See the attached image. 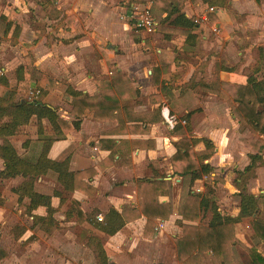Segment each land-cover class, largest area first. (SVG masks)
<instances>
[{
	"label": "crops",
	"instance_id": "obj_1",
	"mask_svg": "<svg viewBox=\"0 0 264 264\" xmlns=\"http://www.w3.org/2000/svg\"><path fill=\"white\" fill-rule=\"evenodd\" d=\"M148 1L0 0V16H6L10 24L0 38V76L8 79L6 90L14 80L32 99L55 108L72 125L64 138L53 142L50 158L69 156L71 171L94 170L74 191L64 190L56 175L42 176L41 183L62 191L61 197L52 198L58 224L28 230L33 235L44 226L61 233L66 230H58L61 224L76 218L77 223H87L106 236L102 244L108 264H182L177 248L173 249V262L160 254L166 246L163 242L170 245L166 238L172 225L178 229L175 235L182 231L177 221L181 219L183 176L175 172L172 161L181 139H187L194 151L205 149L203 141L194 139L213 142L214 153L203 160L211 169L196 180L193 189L203 194L210 187L220 211L225 206L220 208L215 194L219 175L215 167H224L223 174L234 190L229 199H234L235 207L227 215L239 214L241 191L264 194V189L256 191L257 185L264 186V147L258 151L253 145L264 140V133L241 129L228 101L214 92L223 90V83L244 85L252 75L264 81V0H229L227 4L224 0H151L157 21L151 34L136 29L132 17V5ZM214 26L219 27L215 34ZM251 67L254 70L250 71ZM85 97L93 100L75 107L74 100ZM95 108L103 116L97 118ZM32 123L36 131L23 141L27 154L22 156L36 160L43 141L37 119ZM42 124L46 134L56 136L48 119ZM29 140L39 146L37 154L28 153L32 148ZM25 142H30L29 148ZM256 153L262 160L249 177L245 168L251 163L250 155ZM18 178H22L20 184L26 180L23 176L11 180ZM147 178L170 183V192L158 199L169 203L171 212L168 219L157 217L155 232L145 237L147 217L140 209L138 182ZM14 197L26 210L30 200L20 202ZM74 200L85 214L82 223L79 220L84 215L77 212ZM2 207L0 204V210L5 211ZM111 209L125 219L114 234L90 222L103 223ZM94 210L103 213L102 220ZM33 213L46 215L47 207L40 206ZM211 216L201 214L199 222L208 224ZM257 216L244 217L236 223V231L244 220ZM29 217L33 224V216ZM257 242L264 240L257 237ZM27 250L35 249L23 247L20 255L26 257ZM95 251L94 261L79 264H102ZM205 256L210 260L211 251ZM25 257L14 264H27ZM60 264L70 263L63 260Z\"/></svg>",
	"mask_w": 264,
	"mask_h": 264
},
{
	"label": "trees",
	"instance_id": "obj_2",
	"mask_svg": "<svg viewBox=\"0 0 264 264\" xmlns=\"http://www.w3.org/2000/svg\"><path fill=\"white\" fill-rule=\"evenodd\" d=\"M9 26L7 17L1 15L0 38L7 33ZM7 84L6 76H0V138L3 139L0 143V158L3 160L0 181L23 176L26 179L25 182L12 190L20 202L25 198L30 200L26 204V211L34 219L30 227L55 226L58 221L54 217L56 209L52 206V198L54 196L61 197L62 191L46 186L41 183L40 178L48 174L56 175L58 183L63 186L64 190L74 191L80 188V181L84 179V176L87 173H93L94 170L71 171L69 156L50 158L48 154L51 145L54 141L64 138L66 132L71 130L72 125L60 117L55 108L42 103L40 99L15 100L12 92L6 93L8 92L5 87ZM223 84V90L214 92L228 101L232 114L239 121L240 128H248L254 133H264V81H258L256 77L251 76L244 85ZM91 100L93 99L85 97L74 100V104L77 107L80 103H87ZM101 110H105V108ZM94 112L97 118L103 116L99 108H95ZM33 118L38 121V134L43 141L41 154L36 160L20 155L15 145L9 140L10 136L22 132ZM45 118L52 124L56 136L53 137L45 133L42 124V120ZM199 141L205 143V149L202 151H194L187 139L179 140L176 143L177 152L172 157L175 172L183 176V195L179 208L181 219L177 221L182 231L174 238L178 259L182 264H203L206 259L205 253L210 250L215 264H245L242 261L233 260L232 248L239 241L236 237V223L244 217L257 214L264 207V194L256 196L247 190L241 191L239 193L241 197L240 212L233 217L223 214L219 210L210 187L203 194L195 192L193 185L196 180L211 169V166L203 163V160L210 157L215 151L211 140L194 139V142ZM253 145L258 151H261L264 147V140L254 141ZM250 158L251 163L245 168L249 177L254 174L255 168L262 160V155L251 154ZM138 187L140 209L147 217L144 230V235L147 237L155 232L157 217L168 219L170 216V204L160 203L158 198L160 195L170 192L171 185L166 180L147 178L139 181ZM73 205L80 215H84L79 220L82 223L86 217L80 203L74 200ZM40 206L47 207L46 215L33 213ZM207 213H212L209 223H200L201 214ZM184 220L189 222H184ZM90 222L108 234H114L125 224V219L120 212L111 209L103 223H96L91 219ZM252 225L257 237L264 240V222L260 218L254 217ZM26 230H28L26 226L20 227L18 236H21ZM91 239L95 242L100 262L108 264L102 241L95 236ZM247 250L250 255L249 264H264V254L257 247H249Z\"/></svg>",
	"mask_w": 264,
	"mask_h": 264
},
{
	"label": "rangeland",
	"instance_id": "obj_3",
	"mask_svg": "<svg viewBox=\"0 0 264 264\" xmlns=\"http://www.w3.org/2000/svg\"><path fill=\"white\" fill-rule=\"evenodd\" d=\"M228 1L229 0H224L223 2L224 4H227ZM212 33L215 34L213 28ZM252 70H254V67H251L250 71ZM252 76L254 77V75ZM7 89L8 92L6 93L12 92L15 99H30L29 91L27 93L24 89L18 87L14 80L9 84ZM231 115H233L232 112ZM35 131L36 125L35 123H32L24 128L22 132L16 134L15 137H9V140L16 146L21 155L27 154L22 146L23 141L32 137L33 134H35ZM29 143L26 148H29ZM31 144L32 141L30 145ZM39 150V146L36 143H33L32 148L28 153L31 154L34 152L37 154ZM2 166L3 162L0 159V169ZM215 168L219 173V175H217L218 179L216 180L215 194H217L220 208L223 205L225 206L221 212L224 214H230L235 207L234 199H229L230 196L234 195V190L231 189L230 185L227 183L228 179H226L223 174L224 167ZM235 173L237 175V172ZM21 179L22 178L0 181V204H3L4 207L2 208L5 209V211L0 210V264H14L18 262L19 257H25L20 254L21 249L26 246L34 247L36 250L32 252L31 250H27L24 252L26 254L24 261L27 264H60L63 260H66V263L70 264H79L84 260H90L91 262L94 261L95 242L92 241L91 237L95 236L94 232H97L98 235H100L97 237L101 238L103 242L105 241L106 236L99 234L96 229L87 223H77L76 218H70L65 223H62L58 230L61 231L63 228L66 230L61 233L54 232L51 228H45L42 226L38 230H35L33 235L31 234L33 231L28 230L23 237L18 236V230L20 227L26 226L29 229L32 224V219L29 217L28 212L15 200L12 190L20 184ZM254 182L255 178L250 180V186L248 187L250 190H252ZM261 182L264 183L263 181ZM200 186L202 185L200 184ZM256 189V191L259 192L264 189V186L257 185ZM226 203H229V206H227ZM93 213L96 215L99 214L97 210H94ZM257 214V218H260L264 222V209H260ZM207 221L208 218H203V222ZM252 221V219H247L238 225L236 231L238 233H236V237H238L239 241L233 245L232 248L234 254L233 260L235 261H242L245 263L250 262V255L247 250L249 247H258L259 250L264 253V243L259 244L257 242V235L256 231H254L255 229H253ZM177 232L178 229L176 225H172L169 229V237L166 238V240L170 241L168 242L170 245L163 242L166 246L163 245L164 249L160 251V254L167 262L174 261L175 256L173 257V249L175 250L177 248L174 238L176 237L175 233ZM31 235L32 237H30ZM28 237L29 240H27ZM34 237L35 239L30 241ZM135 254L136 253H134V255ZM154 254L156 255V252ZM203 264H215V259L213 257H210V260L207 258Z\"/></svg>",
	"mask_w": 264,
	"mask_h": 264
},
{
	"label": "built area",
	"instance_id": "obj_4",
	"mask_svg": "<svg viewBox=\"0 0 264 264\" xmlns=\"http://www.w3.org/2000/svg\"><path fill=\"white\" fill-rule=\"evenodd\" d=\"M134 10L133 21L136 29L145 33L151 34L156 31L157 21L152 14L151 0L145 5H132ZM210 10H214V7H210ZM213 31H219V27L214 26ZM32 94V93H31ZM32 99V97H30ZM99 219H103L102 214L98 215ZM163 226L162 224H160Z\"/></svg>",
	"mask_w": 264,
	"mask_h": 264
}]
</instances>
